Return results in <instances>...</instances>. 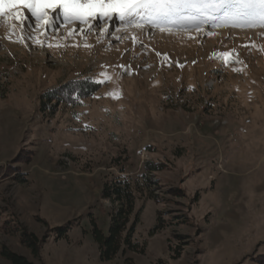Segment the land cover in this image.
<instances>
[{
	"label": "rangeland",
	"instance_id": "obj_1",
	"mask_svg": "<svg viewBox=\"0 0 264 264\" xmlns=\"http://www.w3.org/2000/svg\"><path fill=\"white\" fill-rule=\"evenodd\" d=\"M138 2L123 22L0 17V264H264L261 0ZM146 163L145 251L101 261L104 184Z\"/></svg>",
	"mask_w": 264,
	"mask_h": 264
},
{
	"label": "trees",
	"instance_id": "obj_2",
	"mask_svg": "<svg viewBox=\"0 0 264 264\" xmlns=\"http://www.w3.org/2000/svg\"><path fill=\"white\" fill-rule=\"evenodd\" d=\"M162 167L157 164L144 166V171L136 178L116 177L104 184L101 198L110 203L108 233L104 235L100 230H93V238L99 250L101 261H111L118 254L125 256L127 253L143 254L146 242H138L135 239V230L140 223L141 211L135 210V202L138 196L145 194L148 199L152 198L156 190V183L152 181L150 175L160 172ZM158 220V219H157ZM68 226L55 229L60 234H65ZM163 229L162 224H156L150 231L152 237ZM23 241L32 250L36 249V239L23 233ZM5 258L10 264H30L23 258L5 253ZM130 261L126 260V263Z\"/></svg>",
	"mask_w": 264,
	"mask_h": 264
},
{
	"label": "snow or ice",
	"instance_id": "obj_3",
	"mask_svg": "<svg viewBox=\"0 0 264 264\" xmlns=\"http://www.w3.org/2000/svg\"><path fill=\"white\" fill-rule=\"evenodd\" d=\"M60 8L66 20L79 19L83 22L88 16L95 17L99 14L100 18L108 16L112 18L115 13L119 20L125 21L128 17L139 14L141 8L149 7L138 2V0H0V17L10 21L21 19V13L16 9H27L37 21L47 22V9ZM160 11L156 16L167 15L162 9L168 5L157 6ZM219 7V6H217ZM261 7L264 9V0H261ZM264 20V11L261 12Z\"/></svg>",
	"mask_w": 264,
	"mask_h": 264
},
{
	"label": "bare ground",
	"instance_id": "obj_4",
	"mask_svg": "<svg viewBox=\"0 0 264 264\" xmlns=\"http://www.w3.org/2000/svg\"><path fill=\"white\" fill-rule=\"evenodd\" d=\"M130 29V28H129ZM120 30V29H119ZM143 29H141L140 31H142ZM139 31V28H134L133 27V29L131 28V30H128V29H124L123 31H121V32H123V34H126V33H133V32H138ZM143 32V31H142ZM136 34V33H135ZM238 34V33H237ZM171 35V34H170ZM174 35V34H173ZM184 36H186V35H184ZM238 36V35H237Z\"/></svg>",
	"mask_w": 264,
	"mask_h": 264
}]
</instances>
